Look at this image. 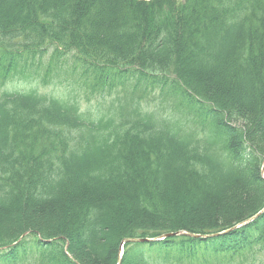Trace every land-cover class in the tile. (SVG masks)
Returning a JSON list of instances; mask_svg holds the SVG:
<instances>
[{
  "label": "trees",
  "instance_id": "obj_1",
  "mask_svg": "<svg viewBox=\"0 0 264 264\" xmlns=\"http://www.w3.org/2000/svg\"><path fill=\"white\" fill-rule=\"evenodd\" d=\"M263 163L264 0H0V264H264Z\"/></svg>",
  "mask_w": 264,
  "mask_h": 264
},
{
  "label": "rangeland",
  "instance_id": "obj_2",
  "mask_svg": "<svg viewBox=\"0 0 264 264\" xmlns=\"http://www.w3.org/2000/svg\"><path fill=\"white\" fill-rule=\"evenodd\" d=\"M54 75H55V73L52 74L50 78H52ZM48 84L49 85H47L46 88L39 85V90L40 91H42V90L51 91L53 89H57V90H61L63 88H69L70 89L71 87L74 86V85H72V78H70L69 75L65 76L64 74H60L58 77H54L51 80V83L48 82ZM13 86L18 87V88H25V87H33V86H35V84L33 83L31 85H27L26 83H17V84H13ZM75 88H77V87L75 86ZM98 103H100V102L97 100L91 99V101L89 102L88 105L83 104V106L86 105L90 109H95V108H98ZM155 103L157 104L158 101L156 100Z\"/></svg>",
  "mask_w": 264,
  "mask_h": 264
},
{
  "label": "water",
  "instance_id": "obj_3",
  "mask_svg": "<svg viewBox=\"0 0 264 264\" xmlns=\"http://www.w3.org/2000/svg\"><path fill=\"white\" fill-rule=\"evenodd\" d=\"M261 174H262V178L264 179V165H263ZM263 213H264V208L259 213H257L256 215H254L252 218L244 221L239 226H244V225H247V224L251 223L252 221L256 220ZM174 236H187V237H191V238H195V239H197V238H206V236L203 237V236L193 235V234L186 233V232H178V233H175V234H167V235L162 236L161 238L152 239V240H147V239H125V240L122 241V245L123 244H128V243H149V242H156V241H160V240H162L164 238L174 237ZM120 260H121V254L119 255L117 264H120Z\"/></svg>",
  "mask_w": 264,
  "mask_h": 264
}]
</instances>
